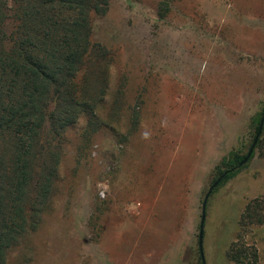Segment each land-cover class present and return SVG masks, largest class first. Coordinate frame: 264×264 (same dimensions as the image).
<instances>
[{
    "label": "rangeland",
    "instance_id": "obj_1",
    "mask_svg": "<svg viewBox=\"0 0 264 264\" xmlns=\"http://www.w3.org/2000/svg\"><path fill=\"white\" fill-rule=\"evenodd\" d=\"M91 29L95 116L63 133L49 209L7 264H202L204 197L264 115V0H110ZM259 140L208 200L205 264H264V224L242 220L264 199Z\"/></svg>",
    "mask_w": 264,
    "mask_h": 264
},
{
    "label": "trees",
    "instance_id": "obj_2",
    "mask_svg": "<svg viewBox=\"0 0 264 264\" xmlns=\"http://www.w3.org/2000/svg\"><path fill=\"white\" fill-rule=\"evenodd\" d=\"M109 4L0 0V264L41 226L58 177L63 133L80 116H95L90 75L102 67L92 58L97 47L91 19L105 16ZM11 18L14 30L7 33ZM244 159L232 154L223 161L219 186L244 168L238 167ZM262 204L264 199L247 205L242 220L264 224Z\"/></svg>",
    "mask_w": 264,
    "mask_h": 264
},
{
    "label": "water",
    "instance_id": "obj_3",
    "mask_svg": "<svg viewBox=\"0 0 264 264\" xmlns=\"http://www.w3.org/2000/svg\"><path fill=\"white\" fill-rule=\"evenodd\" d=\"M264 127V115L262 116V119L260 121L259 124V128H258V132L256 134V137L253 141V144L249 150V152L247 153V156L245 157V159L239 164L238 167H242L243 165L247 164L248 161L251 159L254 150L257 146V143L261 137V133ZM225 175V174H224ZM224 175H222V177H220L208 190L207 194L204 197L203 203H202V215H201V222H200V228H199V236H198V248H199V255H200V259L202 264H205V259H204V252H203V235H204V223H205V219H206V208H207V203L208 200L210 198V196L212 195L213 191L219 186L222 178L224 177Z\"/></svg>",
    "mask_w": 264,
    "mask_h": 264
}]
</instances>
